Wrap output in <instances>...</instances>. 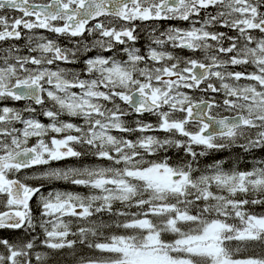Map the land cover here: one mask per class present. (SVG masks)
I'll use <instances>...</instances> for the list:
<instances>
[{
  "label": "snow or ice",
  "instance_id": "1",
  "mask_svg": "<svg viewBox=\"0 0 264 264\" xmlns=\"http://www.w3.org/2000/svg\"><path fill=\"white\" fill-rule=\"evenodd\" d=\"M165 20L189 27H153L142 52L138 28ZM196 146L264 150V0H0V229L31 236L0 238V264L77 243L98 254L80 264H264L235 258L264 248V160L201 166ZM85 156L109 163L26 171ZM61 181L88 191L45 193Z\"/></svg>",
  "mask_w": 264,
  "mask_h": 264
},
{
  "label": "trees",
  "instance_id": "2",
  "mask_svg": "<svg viewBox=\"0 0 264 264\" xmlns=\"http://www.w3.org/2000/svg\"><path fill=\"white\" fill-rule=\"evenodd\" d=\"M238 69H241V68H238ZM221 114H223V112H221ZM136 119H138V117L131 116L128 118V123L131 125L132 124L131 120H136ZM140 119H142L145 123H152V119L150 116L144 115ZM136 135H139V133L134 134L130 138L135 139ZM164 135H161L160 137H163ZM217 143H223V141L217 140ZM196 151L206 152L205 156L200 157L201 166L208 164V163H212L217 160H220V161L226 162L225 163L226 169L239 167L240 170H250L253 167V165L256 163V161L264 160V150H261V149H256L253 152L246 154V153H243V151L238 147H225L223 149H206L204 148V146H196ZM169 155L172 157L171 162H175L176 160L175 152L173 151L169 153ZM81 161H82L81 165L83 164L105 165L104 161H98L94 157H91V156L82 157ZM69 163H74V162L67 161V160H61L57 162L56 163L57 165L55 164L53 167L65 169V168H69L68 165H66ZM69 165H72V164H69ZM31 171H40V167L34 170H31ZM28 183L32 184L33 186H36L42 183V181L38 180L33 183L28 181ZM43 183L45 184V187H44L45 193L53 189H58L61 191L81 192L83 194H86L88 191L87 189L80 188L70 183H65L62 181L55 182V183H48V182H43ZM32 207H33V214L37 216L38 218L39 211L37 209L35 200H33L32 202ZM114 207L119 208L120 207L119 203L117 202L114 205ZM4 210L5 209L2 206H0V211H4ZM248 210L255 212L256 214H264V207L262 206H248ZM131 211H136V209L133 208L131 209ZM64 219L67 222V221H72L75 218L65 217ZM104 219L107 220L108 222H111V220L109 219L107 215H105ZM236 223L237 224L239 223L238 220L236 221ZM70 226L72 230L75 231L76 225L73 223ZM34 234H38L41 240L44 239L42 230L37 229L36 233ZM0 238L8 239L10 242L16 243V242H26L28 239H31V236H29L23 230L0 229ZM167 238L171 239V236H168ZM68 239H76V237L69 236ZM235 244H236L235 241L232 242L233 247H235ZM37 250L41 252H46L49 254L51 259H49L48 264H80V260L82 257L87 258V257H94L98 255L97 253H94L92 250L87 249L86 247L78 243L72 249L63 248L60 250H51V249H46L42 246H38ZM257 254L264 255V248L259 247V246L249 247L247 250H241L239 253H237L235 258L243 259V258L254 256Z\"/></svg>",
  "mask_w": 264,
  "mask_h": 264
},
{
  "label": "flooded vegetation",
  "instance_id": "3",
  "mask_svg": "<svg viewBox=\"0 0 264 264\" xmlns=\"http://www.w3.org/2000/svg\"><path fill=\"white\" fill-rule=\"evenodd\" d=\"M170 26L179 27V28H187V27H189V24L186 21H180V20H165V21H155V22L149 21V22H146L144 25H141L138 28V33H139L140 38L137 41L136 46L141 48L142 52L145 51L148 43L150 42L149 32L151 31V29L153 27H155L159 31H163ZM40 31H43V30H40ZM44 34L48 35L50 38L54 35V34H49L46 32ZM57 39L59 40L61 45H66L69 47L71 46L66 38L59 37ZM21 42L22 41H20L19 43H21ZM177 51H179V50H177ZM183 54L184 55H190V53H188L187 51H185ZM88 55H94V53H89ZM74 66H76V65H74ZM78 66L81 67V65H79V64H78Z\"/></svg>",
  "mask_w": 264,
  "mask_h": 264
},
{
  "label": "rangeland",
  "instance_id": "4",
  "mask_svg": "<svg viewBox=\"0 0 264 264\" xmlns=\"http://www.w3.org/2000/svg\"><path fill=\"white\" fill-rule=\"evenodd\" d=\"M46 35V34H45ZM21 44H23V41L21 42ZM82 66V65H81ZM69 67H73V68H76V69H79L80 68V66H78V65H76V66H74V65H69ZM238 68H241V69H238ZM234 70H236V71H240V70H243L242 69V67L241 66H236L235 67V69ZM252 69L251 68H249L248 69V71H251ZM219 98V97H218ZM10 103V106H15V107H18V108H22L26 103H22V102H20L21 103V106H20V104H16V103H14L13 104V102H9ZM218 113H221L222 111H217ZM214 113V112H213ZM215 115H218L217 113H214ZM223 114H226V115H229V113H224L223 112ZM44 119H45V121H42L43 123H45V124H47V123H49V121L47 120V118H45L44 117ZM62 119H64V120H68V119H70V118H68V117H62ZM152 123H155L156 122V117H154V116H152ZM134 120H131V122H133ZM72 122L73 123H80V121H78V120H75V119H72ZM115 134V133H114ZM153 135H157V136H161V135H164V133H152ZM50 135H55V134H50ZM118 135V134H117ZM65 160H67V161H72V162H74V163H69V164H72V165H69V164H66V165H68V167H81V166H83V165H85V164H83V165H81L82 164V161H81V158L80 159H71V158H68V159H65ZM57 162H59V161H52V162H50V164L49 165H44V166H40V171H32V172H28V174L29 175H32V174H38L39 172H41V171H43L44 169H46V168H56V167H53ZM104 163H105V165H107L109 162H107V161H104ZM57 165V164H56ZM88 165H91V164H88ZM31 183H33V182H36V181H38V180H29Z\"/></svg>",
  "mask_w": 264,
  "mask_h": 264
},
{
  "label": "water",
  "instance_id": "5",
  "mask_svg": "<svg viewBox=\"0 0 264 264\" xmlns=\"http://www.w3.org/2000/svg\"><path fill=\"white\" fill-rule=\"evenodd\" d=\"M147 114V113H146ZM217 118H220V117H217Z\"/></svg>",
  "mask_w": 264,
  "mask_h": 264
}]
</instances>
